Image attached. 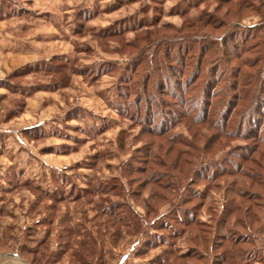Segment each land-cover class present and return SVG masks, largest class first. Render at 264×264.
<instances>
[{"label": "rangeland", "instance_id": "1", "mask_svg": "<svg viewBox=\"0 0 264 264\" xmlns=\"http://www.w3.org/2000/svg\"><path fill=\"white\" fill-rule=\"evenodd\" d=\"M263 24L264 0H0V129L11 131L0 136L1 149L11 143L0 157V264H217L215 222L234 199L256 232L249 247L257 249L256 264H264L261 83L240 80L248 95L242 106L255 99L258 107L239 111V130L229 121L235 109L227 116L241 93L231 83L237 59L226 63L218 53L205 62L200 54L208 45L231 52L232 41L225 46L220 37L240 29L235 39L260 38ZM179 46L190 50L185 67L173 59ZM259 53L243 59H262V81L263 47ZM137 59L131 76L139 87L131 81L119 90V75ZM148 75L149 91L140 92ZM58 80L64 85L56 87ZM213 84L220 94L205 101L204 86ZM174 90L180 98L170 96ZM178 155L193 159L196 182L174 169ZM156 159L168 162L183 196H193L189 217L202 222L209 252L180 223L187 214L174 208L180 196L168 190L169 176L157 175L162 170L149 162ZM193 249L208 258H188Z\"/></svg>", "mask_w": 264, "mask_h": 264}, {"label": "trees", "instance_id": "2", "mask_svg": "<svg viewBox=\"0 0 264 264\" xmlns=\"http://www.w3.org/2000/svg\"><path fill=\"white\" fill-rule=\"evenodd\" d=\"M211 22L212 21H210L209 23H211ZM237 30H240V29H237ZM237 30H233L231 33H228L227 34L228 37H226V38L220 37V39H219L220 41L222 40L221 44L225 45V46H228L227 45L228 44V42H227L228 40L232 41V43L234 44L232 46L233 51H231V52L227 51V47H224L225 52H217L218 51L217 47L214 48L213 45H208V46H206V47L201 49L200 54L201 55L204 54L205 62H209V60H211L212 58L216 57L217 56L216 54H218V53H219V55L220 54L224 55V53H225V57H226V61L225 62L226 63H230L231 60L233 59V57L237 59L238 62H237L236 68H235L236 69V71H235L236 72V76H235L234 81L233 82L231 81V83H232V88L234 90H236V92L239 91L241 93L238 94L237 99H236L237 95L234 96L232 102L230 103L231 107H229V109H228L229 112L227 113V116H230L229 115L230 112L231 111L233 112V110L235 109V111H237V112L235 114V111H234L231 114V116L229 118V121L230 120H234L235 121L234 122L235 126L237 125V123L240 124V126H238L237 129H239V128L242 129L243 128V119L242 118H244L245 114L242 112L243 114L240 113V115H239V111H243L245 109L244 111H250L252 113V111L257 109L258 103L254 104L255 103V101H254L255 99L254 100L252 99L253 101L251 100L250 101V105H248V106L246 105L245 106L246 108L243 107L244 104L242 106L241 102H244L245 100H247V96L248 95L246 93H244L243 86L241 85V81L240 80L242 78L245 79V82H252L254 79H256V81L260 80L261 87L259 86L258 90L264 92V78L261 81V78H262L261 72L262 71H260L262 65L261 66L258 65L259 61L262 60V59H257V57H256V56L263 55V54H261L259 52L261 51L262 47L264 48V24L262 26V31L263 32L261 31L262 33H261L260 38H257L258 37L257 35H255V36L252 35L251 37L247 35L242 40L235 39V37L238 34L237 32H239ZM239 40H240V44H238V45H240V49L237 47V42ZM186 50H188V51H186ZM168 51H170V49H168ZM189 51H190L189 48H186V49H184V51H181L180 46L178 47L177 53L175 54V58H173V59H177L178 65H180V67H185L186 66L184 60L186 59L187 53ZM181 52L183 53V58L181 57V55L178 56L179 54H181ZM246 52H249V53L251 52V54H256L257 53V55L256 56L251 55L250 59L252 61L247 62L248 59H243V56L245 55ZM169 55H170V53L167 52V56H169ZM177 56H178V58H177ZM184 57H185V59H184ZM202 62L204 63V60ZM48 64L51 65L52 63L49 62ZM131 64H129L126 67L125 70L124 69L122 70V71H124L123 74L121 73L119 75V80L122 82V84H120L119 87H118L119 90L122 89V88H125L124 84L125 85H129V83H131V81H132V83H134V87H139L138 84H137L138 81L137 80H135V81L132 80L131 73H133L134 69H135V71H137L136 68L140 64V59L135 60V63L132 64V67H130L131 68V70H130V68H128V67ZM52 66L53 65H51L50 67H52ZM201 66L202 65L199 63L197 68L200 70ZM247 67H249L251 69H255V67H257V71H254L255 74H252L253 72L252 71H248ZM170 68H171V72L172 73H177V76L180 75V69H179L178 66H176L174 64H171ZM47 70H45V71H47ZM129 70H130V74H129ZM57 72L54 71L52 73H57ZM93 72H96V71L94 70ZM93 72L91 74H93ZM213 72H215L213 74V75H215L217 73L216 69H214ZM98 73H102V70L101 69L98 70L97 74ZM80 74L81 75H86L87 71L83 70V72L81 71ZM196 74H198V72ZM211 77H212V75H211ZM198 78H199V75H196L194 80L193 79H188L185 82L187 86L186 87H181L180 90L182 92H184L188 88V86L191 85V83L195 82V80H197ZM227 79H229V78L226 77L225 80H227ZM225 80L223 79L222 81H225ZM149 82H150V75H148L141 82V84H139L140 85V92L143 91L144 93H146V91H149L148 90L149 89V84H150ZM210 82H212V80H210V81L208 80L207 83L209 84ZM253 82H255V81H253ZM57 83L58 84H57L56 87H60V86L64 85L61 82V80H58ZM121 85H123V86H121ZM257 86H256V88H257ZM160 90H161L162 93L166 92L165 88L163 87V84L160 85ZM218 90L216 91L215 84H213L212 86L205 85L204 86V94H205L204 100L205 99L209 100V98H212L214 96H219L220 92ZM263 92H260V93L264 94ZM121 94H123L122 91H121ZM169 94L173 98H177V99L180 98L179 94L175 90L174 91H170ZM137 96H140V95L137 94ZM152 102H153V100H152ZM218 111H220V108H219ZM201 113L203 114V117L201 118L200 121L203 122V123H206L208 121L207 113H210V111H209V109H206V111H205V109H203V111ZM229 121L226 123L227 125L225 124L227 127H228ZM157 131H164L165 132V130H163L162 128L157 130ZM261 140L263 141L264 138H262ZM184 154H188L189 155V151H184ZM197 159L198 158H196V160ZM157 160L158 159H156L155 161L151 160L149 162L150 163H155L156 166L162 170L161 172H165V173H161V172L157 173V175L159 174V176L161 177L160 179H162L165 176H169L171 178L170 186L166 185V183H159L160 184V188L166 189L165 187L169 186L168 190L171 189L172 191L176 192L178 194V196H180L179 198H177V203L174 205V208L179 210V208L181 207V210L185 211V213L187 214L182 220L179 219V221H181L180 223H182L183 225H188L189 229L191 230V232L189 230V232H190V237H189L190 240L192 242H197L201 238L202 239V243H200L199 246H203L209 252L210 250H209V247L207 246V244L210 242V240H208L206 237L203 236V233L205 231L202 232L199 229V225H201L202 222L200 220H197L195 215H192L191 218L189 217V215H190L189 212H190L191 208L187 207V203H189L192 200L193 196L192 195H191V197L183 196V192H184L186 187H184L182 189V185L179 182V179L177 178V176L173 172L170 173L167 170L166 167L171 169V167L168 166V162L164 161V160H161V159L159 161H157ZM173 160H174L173 161V167H174L175 170H177L178 173H181L180 175H191L192 176V174H193V176L190 178V180L193 181V182H196V179H195L196 177L194 178V173L192 172L194 169H196V167L193 166V164L195 163L193 161V159H189L188 157H184L183 158L182 156L178 155ZM197 162H199V161H197ZM186 164L187 165L189 164L190 166H187V167L184 168V165H186ZM198 170L199 169H196V172H198ZM235 171H236V173L238 175H241L242 177H247V178H252V179L254 177H256V176H253V175L249 174L248 171H245L244 169L243 170L236 169ZM165 174H167V175H165ZM208 176L209 177H213L214 174L212 176H210V175H208ZM252 181L254 183H256V181L254 179ZM161 185H163V187ZM191 188H194V187L191 186ZM189 191L192 194H196L195 189H193V190L190 189ZM241 192L245 193V195H247V196H250V192L251 191L246 190V189H242ZM162 196H163V193H162ZM182 197H185L187 199H183ZM233 201H234V205L223 207V209L220 212L219 219H217L216 222H215L216 233H215V236L212 237V239H211V242H212V245H213L212 249L215 250V251H218L219 249L221 250L218 253L219 256L217 255L218 257H217V259L215 261L217 262V264H221V263L222 264H256V262H258L256 260V257H255V254L257 253V249L256 248L254 249V247H252V250H251L249 248L251 245L253 246L255 244L254 243V239L256 237V235H255L256 232L254 233V231L251 230L252 229L250 227L251 223L249 222L250 219L248 220V219L245 218V216L239 215L238 211H239L240 205H239L238 202H235L237 200L234 199ZM183 205L185 206L184 209H182ZM193 208L195 209L196 207L193 206ZM234 214H238V215H236V217H235L234 225H233V227H231L232 229H229V225H228L229 218L228 217L232 216ZM256 218H257V220H260L259 215H257ZM262 220L263 219H261V222L264 223V220L263 221ZM204 239H205V241H207L206 242L207 244L205 243L206 245H204ZM253 249H254V251H253ZM196 250L199 251V249H197V248H196ZM196 250L193 249V250L189 251V253H188L189 256H187V257L189 258V257H192V256L193 257L196 256V257H200V258H204V259L208 258V255H207L208 252L207 251L206 252L202 251L201 253H199ZM171 254H173V253L171 252ZM176 259H181V260L183 259L184 260L185 257L184 256H180V254H179V256L176 257ZM259 260L261 261V259H259ZM181 264H185V262L183 261V262H181ZM189 264H194V263H189Z\"/></svg>", "mask_w": 264, "mask_h": 264}, {"label": "crops", "instance_id": "3", "mask_svg": "<svg viewBox=\"0 0 264 264\" xmlns=\"http://www.w3.org/2000/svg\"><path fill=\"white\" fill-rule=\"evenodd\" d=\"M7 130H8V129H7ZM5 133H6V134H5ZM3 135H6L7 138H8L9 135L11 136V131L8 132V131H5V130L3 131L2 129H0V136L3 137ZM10 144H11V143H7L5 146L8 147V145H10ZM5 146H4V147H5ZM4 147L2 146V149L0 148V157L3 156V155L6 153V150L4 151V149H3ZM6 147H5V148H6ZM1 150H3V151H1ZM11 158H12V157H11ZM0 165H1V164H0ZM0 180H2L1 177H0ZM0 186H1V185H0ZM1 188H2V187H0V190H1ZM9 188H13V186L10 185ZM14 255H17V256L19 257V259H20L19 254L15 253ZM14 259H16V258H14ZM19 259H16V261L19 262Z\"/></svg>", "mask_w": 264, "mask_h": 264}]
</instances>
